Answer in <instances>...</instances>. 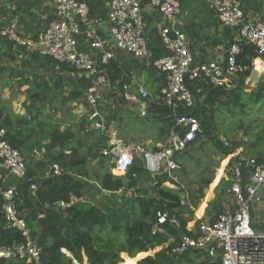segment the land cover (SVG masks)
Listing matches in <instances>:
<instances>
[{"label":"built area","instance_id":"2783aa9c","mask_svg":"<svg viewBox=\"0 0 264 264\" xmlns=\"http://www.w3.org/2000/svg\"><path fill=\"white\" fill-rule=\"evenodd\" d=\"M48 1L53 8L52 19L35 41L24 39L7 30L0 31V37L6 38L17 47L33 50L40 57L69 64L91 80V87L84 98L92 109L90 119L100 121L95 122L93 128L90 127L91 130L98 132L104 129L99 107L104 92L109 90V83L103 67L114 60L113 50L146 60L165 73L166 84L159 92L162 105L172 110L176 125L186 131L183 135L171 132L155 152L140 143L126 144L109 131L108 147L101 154L113 164V170L119 172V175L124 176L135 159L142 162L145 172L154 176L161 174L164 167L168 172L179 169L173 160V154L185 151L197 139H203L200 121L188 110L195 107V97L203 92L202 86L226 87L232 84V80L238 81L237 76L245 70L236 61L242 45L255 48L257 58L252 63L251 72L257 69L256 62L259 61V72L264 76V15L258 20L248 19L242 10L241 0H208L216 11L219 23L234 33V42L227 51L226 59L211 63L196 62L185 34L169 26H165L160 34L167 54L155 58L146 45L140 0H109L105 19L90 18L86 4L78 0ZM148 1L159 10L167 23H172L179 14V0ZM103 22L107 23L105 34L99 31ZM195 84L200 87L196 88ZM122 98L126 101H146L149 94L144 88L137 87L133 94L124 93ZM139 114L145 116V108H140ZM7 134L8 130L0 125L2 214L6 228L16 229L24 242L10 248H0V259H18L26 264H41V250L31 239L25 223L16 214V186L7 182L10 178L23 179L26 172L25 160L8 143ZM221 144L224 148H232L231 142L224 139ZM43 152V149L33 151L36 156ZM235 155L238 159L229 167L233 210L219 214L212 222L199 223L193 232L196 236H181L175 246L166 250L168 257L177 258L187 252L198 251L210 261L220 260L221 264H264V233L251 227L249 214L251 205L260 201L256 187L264 186V164L244 158L240 151L228 158ZM243 163L252 167L247 177L242 174ZM59 174V166L53 164L47 176ZM31 190H35L34 185ZM166 224L180 229V223L174 215L167 210L158 211L152 234Z\"/></svg>","mask_w":264,"mask_h":264},{"label":"trees","instance_id":"16d2710c","mask_svg":"<svg viewBox=\"0 0 264 264\" xmlns=\"http://www.w3.org/2000/svg\"><path fill=\"white\" fill-rule=\"evenodd\" d=\"M14 46V43L6 38H0V62L3 58L13 61ZM35 57L53 65L56 69L54 80H44L35 74L32 80L20 82L19 86L28 85L30 104L25 107L28 118L14 116L10 112H5V108L0 106V125L8 130L6 136L8 143L25 160V177L21 180L11 178L15 181L13 185L16 186L14 204L18 219L25 223L31 239L41 250V264H74L73 262L83 264L84 258L88 264H175L172 258L165 254L166 250L175 246L181 236L196 235L186 230L188 220L182 218V210L177 212L181 209L177 192L162 187V184L166 182L165 175L155 176L154 194L152 193L148 199L140 200L139 212L132 211L126 216H121L120 219L123 222H116L113 226V231L123 232V241L118 246L115 245L114 240L99 235L108 220L105 209L100 206L84 208L75 205L84 196L83 179L88 177L86 168L89 163L101 159L99 170L102 172L105 169L102 161L109 160L100 152L106 146L94 144L85 147L86 151H82L81 146L75 144V134L71 129L61 130L59 126L54 128L49 119L42 120L41 116L49 106L56 103L58 96L61 99L60 109L71 103L82 102L91 87V80L83 75L79 77L80 72L69 64L58 63L37 54H34ZM256 58L257 53L254 47L248 45L240 47L236 61L245 69L241 73L242 79L250 76L252 63ZM256 65L258 68V61ZM103 69H105L110 88L115 90L114 94L110 92L106 94V98L110 99L112 95L119 94V100L123 101L121 95L125 92L124 87L130 86L131 76L114 60ZM156 71L159 77L152 94L154 97H160L159 92L166 84V76L164 72ZM194 86L200 87L196 84ZM67 88L70 89L67 90ZM202 91L206 93L205 103H196L195 107L188 112L200 121L203 138L214 140L215 150L221 159L230 157L235 153L233 150L236 148V141L231 142L232 148H224L220 140L216 141L213 136L208 137L210 132L215 131L214 110L223 107L228 114H232V110L240 109L245 116L246 109H249L246 106L249 105L243 99L252 92L246 91L242 81L237 82L236 87L230 90L223 87L202 86ZM263 96L264 83L254 94L252 104L260 102ZM84 106L88 104L84 103ZM250 108L253 110L255 107ZM149 109L154 110L152 113H156L162 120L161 136L163 138L171 132L179 135L185 133V128L176 125L172 110L162 105L161 101L150 103ZM84 118L81 121V132L89 136L91 133L86 132ZM244 120H239L237 130L242 132V137L246 139V159H253L257 164H264V113L259 111L254 117L247 119V122ZM42 149L44 152L40 157L33 153L35 150ZM183 153L185 151L176 152L173 160L177 161L178 156ZM186 156L188 154L183 155L184 158ZM237 159L236 155L231 157L229 165L231 166ZM53 164L59 166L60 174L47 176ZM111 167L112 165H108L105 172L96 175L100 189L109 193L136 188L138 177L145 173L138 159L134 160L133 166L121 177L110 174ZM251 171L252 167L242 164L244 177L249 176ZM210 183L211 179L200 182L198 198L203 196L202 190ZM33 185L34 191L31 190ZM164 201H168L167 204ZM2 205L3 199L0 195V248H10L23 243L24 238L16 229L6 228ZM106 209L112 210V215L116 217L114 208ZM160 210H167L174 215L180 222V229L166 224L162 227V233L152 234V228L156 224V213ZM188 253L197 259L204 257L202 252ZM188 253L184 254V257ZM138 255H141L139 259H137ZM204 258L199 264H221L220 260L210 263L207 258ZM0 264H26V262L18 259H0Z\"/></svg>","mask_w":264,"mask_h":264},{"label":"crops","instance_id":"0c3cea01","mask_svg":"<svg viewBox=\"0 0 264 264\" xmlns=\"http://www.w3.org/2000/svg\"><path fill=\"white\" fill-rule=\"evenodd\" d=\"M78 1L86 4L90 18L99 17L105 19L109 8V0ZM140 6L144 21L146 45L155 58L163 57L167 54L165 46L161 41L160 34L165 26H169L173 30L185 34L188 46L196 62L211 63L224 61L226 59L227 51L234 42V33L219 23L216 11L214 7L208 3V0H179V14L172 23H167L159 10L152 6L148 0H140ZM241 7L244 14L250 20H258L264 15V0H241ZM52 15L53 8L48 0H0V31H12L24 39L35 41L46 24L52 19ZM99 31L105 34L107 31V23L103 22L99 26ZM113 51L114 61L131 76V84L130 86L124 87V93L133 94L137 87H142L148 92L149 99L146 101H126L123 99V101H121L119 100V94H117L118 96L115 98H110V101L105 103L104 107H107L105 112L101 111V107H99L104 129L98 132L90 129L91 125L93 126L95 122L100 121L98 119H90L92 109L88 106V109L85 110L84 119H86V132L91 133L89 135L91 137L87 141L86 147L94 144H102L107 148L109 131H111L126 144L140 143L148 150L155 152L171 134L170 133L164 138L161 136L162 120L156 113H152L154 110L149 109L150 103L161 101L159 96L154 97L152 94L158 82L157 78L159 76L156 73L157 69L146 60L137 59L124 52ZM34 54L36 53L33 50L14 46L13 61H10L9 58H3L0 62V106L7 108L14 116L28 118L25 112V106L30 104L28 102L29 95L27 93L28 85L19 86L18 84L20 82L23 80H32L35 74L41 76L44 80H54V72L56 69L53 68V65L43 62L41 58H34ZM260 68L261 65L259 62L258 68L252 72L256 74L258 81L261 77H264L260 75ZM82 75L86 78L82 73L79 74V77ZM246 80L247 83H245ZM234 81L235 80L231 81L232 84L230 86L228 85L223 88L228 90L233 89L236 87L237 82L242 81L246 89H254L258 83V81H251L250 76L244 79L239 78L238 81ZM195 98L196 103L203 104L206 101V93L202 92L200 95H196ZM81 106H84V103H82ZM140 108H145V116L139 114ZM45 111H47V109ZM67 125H69V120L67 121ZM235 140L237 145L233 151L235 153L240 151L241 155L246 158V139L239 133L235 134ZM208 143L207 139L203 138L196 145V148H189L183 153V155L188 154V156L185 158L181 154L178 156L181 158L180 161L190 162L193 158L197 159L198 155L210 152L211 155H207V157L211 156L210 159L213 161L212 164L217 161L220 162V164L215 168H210L208 165L205 166V169L210 171L208 177L201 176L197 183L188 185L185 181L186 179H181L182 176L179 177L176 175L178 172L182 171L179 165V169L174 172H168L164 167L161 174H159V176H166V182L162 184V187L177 192L181 205V209L177 210V212L182 210V218L188 220L185 228L188 232L192 233L199 223L212 222L219 214L230 212L234 208V200L230 193L231 179L229 177V156L224 159L216 156L212 152V147L208 146ZM213 147V149H215V146ZM81 150L86 151V148L81 146ZM192 152H198L196 153L197 157L193 155L190 156ZM244 152L246 155H244ZM100 163L101 159L91 161L90 164H92L94 168H86L88 177L83 179L85 193L83 198L75 203V205L84 208L100 206L105 209L108 219L110 216H113L111 212L106 209V206L109 205L112 200H116L117 203H121L124 199L129 201L132 197H139V199L142 200L149 198L154 192L155 176L147 172L138 177V184L134 189H123L117 193L102 191L96 179V175L105 172L106 168L100 172ZM109 165H112L110 174L115 177L122 176L113 170V164L111 162ZM192 167L194 166L192 165ZM192 174V172H189L188 177L190 178ZM204 179H211V183L207 188L202 190L203 196L198 198L200 193V182ZM7 182L13 185L15 181L10 178ZM256 193L260 201L251 205L249 212L250 222L254 230L264 233V186L256 187ZM167 202L168 201H164L166 204ZM123 209L125 211L132 210L134 212H139L140 210L137 203L135 207L133 205L132 208L129 206L126 209L123 207ZM132 211L129 213H132ZM154 227L155 225L153 228ZM162 232L163 230L161 229L156 233ZM140 256L141 255H138L137 259H139ZM73 263L78 264L76 262ZM83 264H88L86 258H84Z\"/></svg>","mask_w":264,"mask_h":264},{"label":"rangeland","instance_id":"374dc122","mask_svg":"<svg viewBox=\"0 0 264 264\" xmlns=\"http://www.w3.org/2000/svg\"><path fill=\"white\" fill-rule=\"evenodd\" d=\"M238 77L241 78L242 76L240 75V76H237V78ZM250 79H251V81H254V82L258 81L256 74H254L252 72L250 73ZM260 88H261V86H260ZM69 89L70 88H67V90H69ZM112 89L113 88H110V86H109V90H106L104 92V95L102 96L101 101H100L101 111H104V112L106 111L107 107L106 108L104 107L105 103L106 102L108 103L110 101L109 99L106 98V94H108L109 92L111 94H114L115 90H112ZM246 91L247 92L251 91L252 94L247 95L245 97V99H243L244 101H247V103L249 105V106H246V107H249V109H246L245 116H243V111H241L240 109L232 110V114L231 113L228 114L226 111V108H223V107L219 108L218 110L215 109L214 110V128H215V131L210 132L208 137L213 136L216 141H219L222 138L228 142L236 141L235 140V134L240 133L242 136V132L237 130V126L240 124L239 120L240 119L244 120V117H245L244 121L247 122V119H251L252 117H254L255 113H258L259 111L264 113V96L262 97L260 102H257L256 104L255 103L252 104L253 100H254V94L257 91H253V89H249V88H247ZM112 96H111V98H115L118 95H116V96L112 95ZM60 102H61V99L58 96L56 99V103L47 108V111H45V113L41 116V119L42 120L49 119L52 122V126L54 128H56L57 126H59L61 130L66 129L67 127L70 128L75 134V141H74L75 144L76 145L78 144L79 146L86 147L87 141L89 140V138L91 136H87V134L81 132V129H82L81 121L85 115V110L88 109V106H81L82 103L80 102V103L68 104L66 107H63L60 109L59 108ZM252 106L255 107L253 110H251V108H250ZM5 110H6L5 112H9L7 108H5ZM25 112H26V109H25ZM68 120H69V125H67ZM91 128H93L92 125H91ZM207 141L209 142L208 146L212 147L211 148L213 150L212 152L216 156H219L217 151L215 149H213L214 148L213 146L215 144L214 140H211L209 138V139H207ZM204 145H206V144H204ZM82 151H84V150H82ZM196 153H198V152H192L190 154V156L193 155V156L197 157ZM206 153H208V154H206ZM209 153L210 152H205V154H200V155H198L197 159L193 158L190 160V162L180 161L181 158L178 157L176 163L182 168L181 169L182 171L178 172L176 175L179 177L182 176L181 179H186L185 181L187 182L188 185H190L192 183H197L199 181V177H201V176H203V177L207 176L208 177V175L210 174V171L208 169H205V166L208 165L210 168H215L220 164V162H218V161L212 164L213 161L210 159L211 156L207 157V155H211V153L210 154ZM40 156H41V154L38 155L37 157H40ZM102 163H104L106 169L108 168V165L110 164L109 161H105V162L102 161ZM192 165L194 167H192ZM87 167L88 168H94V166L90 163ZM189 172L193 173L190 178L188 177ZM164 186L170 188L167 185H164ZM152 188H153V186H152ZM139 200H141V199H139V197H134V198L132 197V199L129 201L124 199V201H122L121 203H117L116 200L115 201L112 200L109 203V205L106 206V208H110V209L114 208L116 210L115 211L116 217H114V215H112L113 217L110 216L108 218L106 225H104L103 229H101V231L99 232L100 233L99 235L106 236V237H108V239L114 240L115 245L118 246L123 241V234H122L123 232L122 233L121 232H119V233L115 232V231H113L112 228H113V226L116 225L115 224L116 222L119 223L122 220L119 217L126 216L127 214H129V212L132 211V210L125 211L123 209V207H125V209L128 208L129 206L132 208L133 205H134V207L136 206V203H137V206H139V202H140ZM109 212H111V214H112L111 210H109ZM121 222H123V221H121ZM149 255L152 256L151 253H149ZM203 258L204 257H200L199 259H197L191 253H188V255H186V257H184V255H181L177 258L173 257L172 260L175 262V264H199L203 260ZM209 262L212 263L213 261L209 260Z\"/></svg>","mask_w":264,"mask_h":264},{"label":"water","instance_id":"95a60500","mask_svg":"<svg viewBox=\"0 0 264 264\" xmlns=\"http://www.w3.org/2000/svg\"><path fill=\"white\" fill-rule=\"evenodd\" d=\"M262 83H264V77H261V78L259 79V81H258L256 87L253 89V91H258V90L260 89V85H261ZM82 103H87V99L84 98L83 101H82ZM201 140H202V138L197 139L194 143H192V144L189 146V148H196V145H197ZM189 148H187L185 151H187ZM244 155H246L245 152H244ZM164 165H165V162L163 163V167H164Z\"/></svg>","mask_w":264,"mask_h":264},{"label":"bare ground","instance_id":"6f19581e","mask_svg":"<svg viewBox=\"0 0 264 264\" xmlns=\"http://www.w3.org/2000/svg\"><path fill=\"white\" fill-rule=\"evenodd\" d=\"M117 174H120L119 172L115 171Z\"/></svg>","mask_w":264,"mask_h":264}]
</instances>
